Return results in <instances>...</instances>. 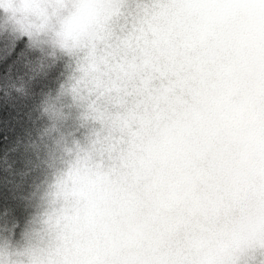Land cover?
Returning a JSON list of instances; mask_svg holds the SVG:
<instances>
[{
  "label": "clouds",
  "instance_id": "clouds-1",
  "mask_svg": "<svg viewBox=\"0 0 264 264\" xmlns=\"http://www.w3.org/2000/svg\"><path fill=\"white\" fill-rule=\"evenodd\" d=\"M41 6L66 46L0 77V99L58 85L69 116L48 140L95 133L105 163L76 182L58 149L35 154L39 243L56 249L36 264H256L243 249L264 242V0Z\"/></svg>",
  "mask_w": 264,
  "mask_h": 264
},
{
  "label": "trees",
  "instance_id": "trees-1",
  "mask_svg": "<svg viewBox=\"0 0 264 264\" xmlns=\"http://www.w3.org/2000/svg\"><path fill=\"white\" fill-rule=\"evenodd\" d=\"M0 13H2L0 49L8 45H11L13 49L26 46L23 38L25 34L17 32L6 12L0 9ZM30 41V49H38L43 54L44 65L55 59V50L60 47L57 43L52 41L37 43L31 38ZM21 62L33 64L28 54L20 58L12 56L8 59H0V77L14 75ZM57 86L45 79L35 87L34 94L28 101L5 105L0 99V197L6 194L12 200L27 199L32 192H36V188L32 185L35 150L31 144L36 136H42L44 139L58 137L62 131L60 126L65 121L62 118L53 123L46 111L61 91L58 88L54 90ZM15 89L18 90V96L24 97L26 89L23 84L15 85ZM49 92L51 93L44 97ZM2 96L3 93L0 92V97ZM43 98L45 102L40 106ZM53 178H57L55 173L50 177L51 182Z\"/></svg>",
  "mask_w": 264,
  "mask_h": 264
},
{
  "label": "snow or ice",
  "instance_id": "snow-or-ice-1",
  "mask_svg": "<svg viewBox=\"0 0 264 264\" xmlns=\"http://www.w3.org/2000/svg\"><path fill=\"white\" fill-rule=\"evenodd\" d=\"M136 2L139 3L140 0H136ZM14 7L11 0H0V9L4 12H10ZM129 24H131V18H129ZM13 36L20 37L18 35ZM23 38L26 41V46L13 49L11 45H8L6 48L0 49V59H8L12 56L20 58L28 54L32 59L33 65L37 70H40L44 65L43 54L38 49H30L31 41L27 35L23 36ZM46 111H48L53 123L57 119H62L64 115L55 105H49ZM73 120H75V117H73ZM75 127H79V124H75ZM31 147L35 150V154L39 155L51 153L55 147L63 154V166L67 170H78L82 164L88 162H94L100 167H103L105 163L99 156L94 158V153L98 147L95 133L87 136H80L77 133L76 136L72 137L70 144L69 141H66L61 136L56 139L55 145L52 144L51 140L36 136ZM52 186L58 188L59 181L57 178H53ZM39 214V202L31 195L27 199L17 200H12L6 194L0 197V240L4 242L3 251L7 256L5 264H14L12 257L22 251L25 244V233ZM243 252L255 254L256 264H264V242L259 244L253 242L243 249ZM237 264H242V262L238 261Z\"/></svg>",
  "mask_w": 264,
  "mask_h": 264
},
{
  "label": "rangeland",
  "instance_id": "rangeland-1",
  "mask_svg": "<svg viewBox=\"0 0 264 264\" xmlns=\"http://www.w3.org/2000/svg\"><path fill=\"white\" fill-rule=\"evenodd\" d=\"M11 2L15 7L6 13L17 32L29 36L37 43L52 41L60 47L66 46V39L62 38L60 33H55L52 28V16L55 15V12L50 16L47 7L41 6L42 4H46L47 0H11ZM252 14H255V10H253ZM52 105H55L63 112L64 119L68 118L69 109L62 91H60ZM80 169L81 167L78 170L70 169L67 175L73 177L76 182H82L83 176ZM65 187V185L59 183L57 189L63 191ZM24 240L25 244L23 245L22 251L14 254L12 257L14 264H36L38 259L45 253L48 254L49 260L56 254V249L51 247L44 249L40 245L38 222L36 220L27 229ZM3 245V240H0V264H5L7 260V256L3 251Z\"/></svg>",
  "mask_w": 264,
  "mask_h": 264
}]
</instances>
